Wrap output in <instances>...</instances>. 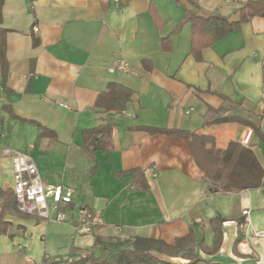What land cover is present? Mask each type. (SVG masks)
Returning a JSON list of instances; mask_svg holds the SVG:
<instances>
[{"label":"crops","instance_id":"0c3cea01","mask_svg":"<svg viewBox=\"0 0 264 264\" xmlns=\"http://www.w3.org/2000/svg\"><path fill=\"white\" fill-rule=\"evenodd\" d=\"M193 1L2 0L0 190L13 186L7 147L28 153L43 181L69 187L73 196L64 221L6 214L0 264H37L44 255L62 261L81 252L102 259L136 238L172 246L189 232L195 264H264V239L252 235L264 230V177L256 188L208 193L187 140L148 130L206 135L217 149L251 145L264 169V142L249 127L203 123L207 107H223L264 133V19L249 17L206 46L194 40L187 11L237 21L250 10L246 0ZM119 58L130 70L109 73ZM110 82L132 91L122 112L96 107ZM105 123L111 134L99 137L98 149H84L82 130ZM133 169L146 188L135 187ZM80 206L101 213L103 224L90 235L76 233Z\"/></svg>","mask_w":264,"mask_h":264},{"label":"trees","instance_id":"16d2710c","mask_svg":"<svg viewBox=\"0 0 264 264\" xmlns=\"http://www.w3.org/2000/svg\"><path fill=\"white\" fill-rule=\"evenodd\" d=\"M32 2V0H30ZM195 4L193 0H189ZM2 0H0V7ZM243 7L250 10L248 14L237 21H230L217 14H210L206 18L187 11L186 18L191 22L194 40H203L204 45H209L220 38H223L231 31L238 28L240 23L252 16L263 17L264 19V0H246ZM132 91L116 82L107 84L106 90L98 97L96 107L105 111L122 112L126 104L130 101ZM226 109L207 107L203 115L204 125L216 124L235 120L242 125L249 127L258 138L264 142V133L260 130L257 123L243 118L226 115ZM148 129V128H147ZM112 125L109 123L98 124L82 130L83 147L86 150H95L100 146L97 141L100 136H109ZM150 132H166L178 134L187 140L195 161L203 173V179L207 183L208 193H226L229 191L237 192L243 189L256 188L260 186L264 177V169L257 159L251 145H243L238 142H230L224 149H217L212 143V139L206 135L188 133L178 129H148ZM134 175V185L136 188L144 189L146 184L142 180L137 181L136 169L132 170ZM3 202L0 207V235L8 234L10 223L4 219L6 214L24 217L26 214L17 210L13 190L1 191ZM222 219L216 217L211 221L214 231V246H218L221 239L220 222ZM99 242V241H98ZM195 239L192 232L181 238H177L175 243H165L160 239L136 238L130 242L127 248L115 251L110 256L102 259L94 258L88 253L83 258L75 259L71 262L65 260L57 264H169L160 261L154 256L153 252L163 253L169 256H180L188 260V264L198 262L195 253ZM219 264V263H212Z\"/></svg>","mask_w":264,"mask_h":264},{"label":"built area","instance_id":"2783aa9c","mask_svg":"<svg viewBox=\"0 0 264 264\" xmlns=\"http://www.w3.org/2000/svg\"><path fill=\"white\" fill-rule=\"evenodd\" d=\"M128 63L119 58L108 67V72H127L130 70ZM67 107L66 104L60 103ZM3 154L9 156L12 162L13 186L17 210L26 215H33L46 221H64V207L71 203L73 190L69 187L51 185L43 181L37 166L31 156L26 152L3 148ZM76 233L82 236L90 235L93 229L103 224L101 213L91 208L77 207ZM254 238L264 239V230L253 231ZM87 252L79 253L76 258H67L71 262L83 258ZM59 260L50 261L44 255L37 264H57Z\"/></svg>","mask_w":264,"mask_h":264}]
</instances>
